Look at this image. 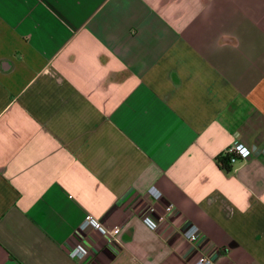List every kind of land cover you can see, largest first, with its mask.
<instances>
[{
  "label": "crops",
  "instance_id": "obj_1",
  "mask_svg": "<svg viewBox=\"0 0 264 264\" xmlns=\"http://www.w3.org/2000/svg\"><path fill=\"white\" fill-rule=\"evenodd\" d=\"M202 254L264 264V0H0V264Z\"/></svg>",
  "mask_w": 264,
  "mask_h": 264
},
{
  "label": "built area",
  "instance_id": "obj_2",
  "mask_svg": "<svg viewBox=\"0 0 264 264\" xmlns=\"http://www.w3.org/2000/svg\"><path fill=\"white\" fill-rule=\"evenodd\" d=\"M255 147L247 149L242 144L235 143L230 146L224 153L230 156V164L234 165L243 157L253 156ZM148 196L155 202L162 201V194L155 188L150 187L147 191ZM173 205L164 204L163 213L156 214L155 209L150 206L142 215V223L151 231H156L162 224L166 223L167 217L172 214ZM87 229L96 231L101 236H108L107 230L96 220L92 215H86L83 222L79 226V231L83 232ZM183 238L191 245L194 246L200 239V230L194 225H188L182 232ZM89 249L83 244L78 243L68 251L70 259L78 262L84 261L89 256ZM194 264H214L207 255H200Z\"/></svg>",
  "mask_w": 264,
  "mask_h": 264
},
{
  "label": "trees",
  "instance_id": "obj_3",
  "mask_svg": "<svg viewBox=\"0 0 264 264\" xmlns=\"http://www.w3.org/2000/svg\"><path fill=\"white\" fill-rule=\"evenodd\" d=\"M216 164L225 172H230L233 166L230 164V156L228 154H225L224 152L216 157Z\"/></svg>",
  "mask_w": 264,
  "mask_h": 264
}]
</instances>
